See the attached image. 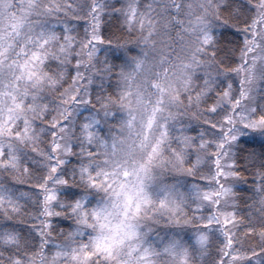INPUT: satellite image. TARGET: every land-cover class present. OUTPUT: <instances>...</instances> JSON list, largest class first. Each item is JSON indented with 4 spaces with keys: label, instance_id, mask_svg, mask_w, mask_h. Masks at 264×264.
Segmentation results:
<instances>
[{
    "label": "snow or ice",
    "instance_id": "6c2138e0",
    "mask_svg": "<svg viewBox=\"0 0 264 264\" xmlns=\"http://www.w3.org/2000/svg\"><path fill=\"white\" fill-rule=\"evenodd\" d=\"M0 264H264V0H0Z\"/></svg>",
    "mask_w": 264,
    "mask_h": 264
}]
</instances>
